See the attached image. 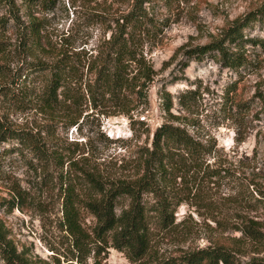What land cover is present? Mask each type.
Instances as JSON below:
<instances>
[{"label": "rangeland", "instance_id": "obj_1", "mask_svg": "<svg viewBox=\"0 0 264 264\" xmlns=\"http://www.w3.org/2000/svg\"><path fill=\"white\" fill-rule=\"evenodd\" d=\"M16 1L25 22L28 14L43 20L46 45L55 52L68 50L79 69L72 78L73 98L60 116L42 112L32 97L17 106L1 94L0 112L15 128L39 134L49 152L46 160L30 144H0V227L18 250L37 264H161L217 246L232 251L234 264L264 260V50L249 43L233 46V52L246 57L237 69L226 66L219 55L197 61L184 53L219 38L236 18L258 13L264 0H149L155 25L148 24L140 42L157 74L140 104L127 89L119 101L107 95L94 102L86 91L98 65L96 56L105 49L115 20L129 11V3L44 0L30 6ZM8 15L9 8L1 7L0 89L11 80L25 83L26 67L43 55L39 49L29 55L18 48L17 26L12 20L9 25L1 21ZM246 32L263 39L264 17ZM35 79L30 76L26 83ZM165 121L185 125L204 147L187 160L175 156L168 171L158 174L160 192L143 194L151 245L143 258L132 261L112 245V234L106 236L108 244L97 239L96 218L86 202L99 195L83 170L105 181L136 180L144 173L154 132ZM67 187L73 189L78 220L87 235L84 246L92 248L87 255L74 246L66 227ZM164 201L170 203L175 220L168 227L157 211ZM130 202L129 196L119 197L117 213ZM250 221L256 222L260 240L241 230ZM98 245L106 247L100 254Z\"/></svg>", "mask_w": 264, "mask_h": 264}, {"label": "trees", "instance_id": "obj_2", "mask_svg": "<svg viewBox=\"0 0 264 264\" xmlns=\"http://www.w3.org/2000/svg\"><path fill=\"white\" fill-rule=\"evenodd\" d=\"M21 1L22 4L33 6L44 0ZM148 1L121 0V2L129 3L130 9L115 20V26L106 41L105 49L99 51L96 56L98 65L92 73V78L86 83V91L90 94L92 101L95 102L98 98H107V95L110 96V99L119 101L120 94L124 89L136 95L137 104L147 97L146 90L157 74L153 64L148 62L144 45L140 42L142 37L148 34V24L155 25L148 12ZM3 6L9 8V15L1 18L2 24L9 25L12 20L17 26L18 48L29 55L39 49L43 55L28 64L26 67L27 71L29 70L28 74L22 73L26 78L25 83L11 80V84L3 85L0 89V98L3 94L17 106H25L26 102L31 100V102L38 103L42 112L60 116L66 105H70L69 101L75 92L72 78L79 74L76 61L68 50L55 52L51 50L49 43L46 45L43 20L33 14H28L30 19L25 22L22 19L24 13H22L21 5L16 0H0V8ZM262 17H264V9L258 13H249L244 17H238L222 31L219 38L207 44L189 48L184 53L189 60L197 61L203 60L209 55L214 57L219 55L226 66L237 69L245 64L246 57L233 52V46L242 48L249 43L260 46L264 50V38L252 37L246 32L247 27L252 26L257 19ZM47 54L50 55L47 56ZM30 76H34L36 79L26 83ZM17 90L20 93H15ZM27 96L32 99L27 101ZM169 97L170 100L166 104L168 113L171 112L173 106L171 95ZM182 100L183 97L180 96V102ZM173 116L176 120L180 118L177 115ZM12 140L21 144H30L40 159L47 160L49 158V152L39 134L15 128L0 112V144ZM200 147H204V144L195 139L185 125L165 121L154 132L152 146L146 152L144 173L136 180L131 182L105 181L90 170H83L87 182L99 195L86 202L87 209L96 218L93 231L97 239L108 244L106 236L112 234V245L125 251L130 260L136 261L143 258L151 245L150 217L149 212L147 217L143 194L145 192H160L158 174L168 171L171 164L175 162V156L181 155L187 160ZM182 150L186 155L177 153ZM60 162L61 167L64 168L65 161L61 159ZM67 190L64 210L66 227L74 237V246L80 250H86L85 254L87 255L92 251V248L84 246V237L87 235L84 234L78 220L74 195L71 193L73 189L67 187ZM124 195L129 196L131 202L127 209L118 214L116 211L117 201ZM169 204L164 201L157 210L160 221L165 227L175 221L173 214L168 211ZM241 230L252 239L260 240L262 238L255 221L244 224ZM97 247L96 254H100L106 248L100 245ZM0 261L3 262L2 264H37L18 250L16 244L8 238L7 230L4 227H0ZM234 263L232 251L225 246H217L187 253L179 260L168 259L161 264ZM45 264L50 263L45 262ZM96 264H100V262L96 260ZM250 264H264V260L254 259Z\"/></svg>", "mask_w": 264, "mask_h": 264}]
</instances>
